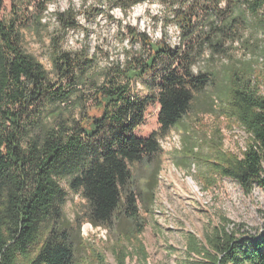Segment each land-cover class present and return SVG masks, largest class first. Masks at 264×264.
Listing matches in <instances>:
<instances>
[{
	"label": "trees",
	"instance_id": "obj_1",
	"mask_svg": "<svg viewBox=\"0 0 264 264\" xmlns=\"http://www.w3.org/2000/svg\"><path fill=\"white\" fill-rule=\"evenodd\" d=\"M49 1L11 0L5 19L0 0V264H23L32 252L28 264H78L80 227L64 217L62 182L84 199L93 227L113 229L124 220L140 234L144 194L130 165L152 163L162 152L157 135L171 130L184 138L176 161L188 165L198 157L196 137L183 130L197 94L209 93L207 113L227 106L249 136L240 155L223 158L220 173L246 193L255 185L264 188V93L256 64L195 69L201 61L229 57L235 43H249L242 38L246 28L264 31V0H113L124 13L144 1L171 8L167 21L179 28L178 44L128 28L141 50L98 72L90 58L63 50L57 36H50L51 70L25 50L23 31L45 26ZM76 15L72 7L56 11L59 32L76 29ZM249 45L255 62L263 60L264 48ZM137 82L149 92H135ZM153 102L159 105V133L138 137L135 130ZM148 193L151 200L153 187ZM223 222L204 243H190L188 252L197 259L188 264H264V229L252 234L243 224L229 228L231 221ZM138 248L143 258L137 264H144L146 250ZM128 256L119 248V264Z\"/></svg>",
	"mask_w": 264,
	"mask_h": 264
},
{
	"label": "rangeland",
	"instance_id": "obj_2",
	"mask_svg": "<svg viewBox=\"0 0 264 264\" xmlns=\"http://www.w3.org/2000/svg\"><path fill=\"white\" fill-rule=\"evenodd\" d=\"M10 4L11 0H3L1 17L9 18ZM69 7L77 13L78 27L61 33L54 13ZM170 10L158 1L137 3L124 13L113 0H50L42 18L45 26L37 31L24 30L23 46L51 70L50 36H57L63 50L90 58L92 71L98 72L111 63H123L128 53L141 50L138 42L131 43L128 28L145 33L151 40L165 37L171 45H177L179 28L175 22L167 21L172 17ZM242 38L249 43H235L229 57L215 58L213 62L201 61L195 69L211 67L222 72L230 61L243 64L249 60L256 64L258 84L264 93V59L255 62L253 54L246 48L249 44L253 50L264 48V31L259 27L246 28ZM134 90L139 95L149 92L138 82ZM208 94L196 95L197 105L186 117L183 128L196 137L201 159L191 157L188 165L177 162L184 138L181 130H171L164 137L157 135L162 152L152 163L130 165L144 194V200L138 201L139 213L144 220L140 234H133L131 225L124 220L117 222L113 229L93 227L85 217L84 199L73 194L62 182L67 190L64 217L73 228L78 224L80 227V236L75 240L78 264H119V248L129 252L125 264H137L143 258L139 245L144 246L147 253L144 264H188L197 259L188 252L190 243L195 240L204 243L205 235L220 227L223 218L231 221L229 228L232 223H240L252 234L264 229V188L255 185L246 193L236 181L220 173L223 158L240 155L249 136L227 106L217 108L213 114L205 111ZM198 101L203 103L198 105ZM158 112L157 102L146 108L143 122L135 130L136 136L159 133ZM154 175L155 185L152 184ZM33 256V252L28 254L22 263L28 264Z\"/></svg>",
	"mask_w": 264,
	"mask_h": 264
}]
</instances>
